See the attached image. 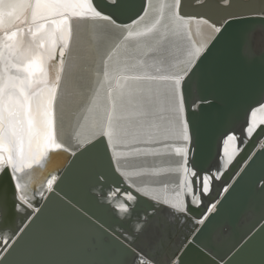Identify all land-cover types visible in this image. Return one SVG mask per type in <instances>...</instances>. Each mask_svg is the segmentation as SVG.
I'll return each instance as SVG.
<instances>
[{
	"label": "snow or ice",
	"instance_id": "snow-or-ice-1",
	"mask_svg": "<svg viewBox=\"0 0 264 264\" xmlns=\"http://www.w3.org/2000/svg\"><path fill=\"white\" fill-rule=\"evenodd\" d=\"M134 2L135 0H0V176L6 175L13 188L11 204L6 195L0 194V215L5 220L18 207L17 200L31 207L34 199L31 193L35 184H39L42 189L41 198L45 192L56 197L57 189L89 157H103L109 168L117 172L122 157L158 155L159 148L147 145L162 144L173 136L185 142L184 146L175 148L176 154L181 157L180 167L175 171L181 172L182 176L178 179L176 187L179 191L175 192L174 197L169 198L166 194L156 196L153 195L155 190L149 191L146 188H137V194L133 195L126 187V199L123 202L103 205L108 211L115 215L122 214L124 219L130 221L142 193L143 196H152L161 207L169 206L172 215L179 217L184 214L187 218L191 214L190 205H195L199 196L208 193L211 182L217 179L210 172L196 170L195 153L189 147L192 137L189 119L185 115V89L200 71L201 65L212 55L208 41L215 37L218 43L234 23L250 19L264 22V0H259L260 7L251 6L253 0H248V4L240 10L228 11L218 20L210 14L213 5L231 9L238 0H194V4L200 9L208 10L195 15L185 11L187 0H172L171 3L159 4L154 9L155 15L147 21L145 17L149 13L142 6L140 12L131 17V23L118 22L121 15L133 11ZM239 2L243 4L244 0ZM165 9L168 10L167 16ZM192 19L197 20L195 35L201 37L199 41L193 39ZM74 22L77 26L89 25L91 34L88 49L84 52L81 51L77 38L75 54L72 55L71 63H68L66 58L73 52ZM203 26H207L209 30L207 38L203 37ZM109 32H119L122 36L115 49L127 43L131 45L132 51L142 52L145 57L155 54V63L169 65L165 71L157 68L156 74L121 77L124 80L166 82L162 93L160 90L153 93L152 89H147L136 101L137 110L128 115L125 114L126 93L119 79L116 80V86L108 91V104L103 108L98 104V92L88 95L93 50H97L101 57V70L96 72V76L99 77L102 73L104 81L108 80V62L113 60L115 49L111 52H98V49L101 39ZM177 41L183 43L177 47ZM177 53H182L183 58L171 63L169 58L175 57ZM104 56L106 60L103 59ZM139 63L143 64L144 61ZM66 66L68 81L64 92H61L62 75ZM261 87L264 88V79ZM138 91L144 93L145 90ZM127 95L131 97L132 92L129 91ZM82 96H87L88 105L70 115L77 123L80 120L87 123L91 119L94 131L86 141H79V151L75 152L60 141L58 125L64 121L66 99ZM161 96L172 114L165 127L152 124L147 119L153 115L152 106L161 102ZM127 103L131 104L132 100L129 99ZM188 110H192L191 103ZM249 111L250 120L245 129L244 140L251 137L257 128L260 129L257 133L259 140L264 136V127H261L264 126V116L257 118V113H264V103L259 108L250 107ZM132 117L139 119L133 120ZM124 121L128 123L125 124ZM238 139L235 134H229L223 140L226 163L233 159V155L229 154L228 144ZM126 148H131V151H123ZM61 153L75 157L63 176L60 174L61 169L68 161L57 164V157ZM260 156L264 157V151H261ZM151 182L161 181L153 179ZM222 191L228 192V188L225 187ZM260 191L264 193V185ZM217 203L219 201L212 203L206 212L211 214ZM67 207L75 210L70 203ZM205 221H208V225L212 224L208 215H201L195 223L205 225ZM88 222L92 223L91 220ZM208 225L194 231L203 235ZM93 226L99 232L107 234L102 226ZM143 227V223L137 224L136 231ZM259 231L264 238V228ZM254 238L249 237L244 246ZM120 247L124 253L135 258L134 264H157L151 252H136L124 245ZM195 247V241L186 240L172 252L167 264H188V253ZM11 257L12 252L0 259V264H14ZM117 264L122 262L117 261ZM227 264L234 262L229 260Z\"/></svg>",
	"mask_w": 264,
	"mask_h": 264
},
{
	"label": "water",
	"instance_id": "water-1",
	"mask_svg": "<svg viewBox=\"0 0 264 264\" xmlns=\"http://www.w3.org/2000/svg\"><path fill=\"white\" fill-rule=\"evenodd\" d=\"M193 3L194 0H187L185 11L189 6L193 9ZM247 4L248 0H244L243 4L238 0L231 9L225 7L224 11H238ZM142 6H146L145 0H135L133 11L121 15L118 22L131 23V17L140 12ZM251 6L261 5L259 0H253ZM197 10L200 12L203 9ZM209 47L212 55L185 89V108L192 130L196 170L213 174L211 168L220 160L224 138L239 133L243 137L250 120L249 108L254 109L256 104L264 103V88L261 87L264 79V22L250 19L234 23L218 43L214 37ZM205 97L206 100L202 99ZM189 103L191 111L188 110ZM252 137L245 141L240 149L243 153L230 170L226 169L220 178L212 181L209 192L201 195L205 204L199 207L190 205L191 215L201 218V215H210L206 209L220 199L217 209L208 218L212 224L208 225L206 221L207 230L200 235L199 231H194L196 224L192 222L189 231L177 237L180 246L195 232L193 240L196 244L215 252L221 260L209 259L207 262L210 264H227L229 260H233L234 264H264V238L259 231L264 228V193L260 191L264 185V157L260 156L264 151V136L259 140L257 134ZM257 149L258 153L255 152ZM74 159L71 157L64 165L61 176L71 167ZM72 173L73 180L70 183L65 181L57 189L56 197L45 192L41 198L40 188L37 192L39 198L32 200V204L39 207L36 214L17 200L18 207L14 210L12 223L9 218L5 220L0 215V240L5 232L14 235L10 248L0 259L12 252L14 264H117V261L123 260L119 259L120 256L127 254L120 245L129 247L119 239L116 226L129 229L131 220H123L108 211L103 205L109 203L100 200L106 193L100 195L97 191H106L113 186H129L118 171L113 172L106 159L100 156L89 157ZM225 187L228 192L222 191ZM5 191L3 189L2 194L7 196ZM69 203L74 211L67 207ZM19 204L25 212H19ZM136 209V212L143 210L149 213L156 210L155 215L146 221L145 228L156 221L162 222V227L156 232L160 234V247H163L162 243L168 240L167 227L171 221L164 218L161 209L155 208L142 196ZM93 225L102 226L107 234L99 232ZM253 236L254 240L245 247V242ZM175 239L171 241L170 251L164 253L168 257L178 249ZM7 242L2 243L3 246ZM112 250H116V256H112ZM162 255L161 248L158 254H152L155 260H160Z\"/></svg>",
	"mask_w": 264,
	"mask_h": 264
},
{
	"label": "bare ground",
	"instance_id": "bare-ground-1",
	"mask_svg": "<svg viewBox=\"0 0 264 264\" xmlns=\"http://www.w3.org/2000/svg\"><path fill=\"white\" fill-rule=\"evenodd\" d=\"M171 2H172V0H147L145 7H146V11L149 13V15L145 17V21L149 20L152 16H154V14H155L154 9L159 4L171 3ZM197 8H199V6L194 4L193 9L192 8L190 9V6H189V8L186 9V11H188V13L195 15L197 12H199L197 10ZM224 8L225 7L217 8L215 5H213L210 14L213 15L214 18L218 20L227 14V12L224 11ZM167 11L168 10L165 9V15L166 16H167ZM202 11H208V10L203 9ZM232 11H235V10H232ZM141 23H144V22L142 21ZM191 23H192V28H193V39H196L199 41L201 39V37L195 35V28H196L197 20L192 19ZM133 27H135V25H133ZM202 33H203L204 38L208 37L209 30H208L207 26L202 27ZM90 34L91 33H90V26L89 25L80 24L79 26H77L76 22H74L73 52L66 58L68 63H71L72 55L75 54L76 45H77V38H79V41H80L81 51L84 52V51H87V49H88V41L90 38ZM121 40H122V36L119 35V32L106 33L100 41L98 52H111V51H113L115 49V45L120 43ZM212 40L213 39L208 41V45L212 42ZM182 43L183 42L177 41L176 46L179 47ZM92 54H93V63L91 65L92 71H91V74H90V77L88 80V88H89L88 95H92V94H95L96 92H98L99 93L98 104L100 105L101 108H103L104 106H106L108 104L107 95H106V98L104 97V95H105L104 93H106V91H107L105 88L106 84L109 83L111 79H114L113 82L115 81V78H116V77H114L115 71L118 72V71L122 70L120 68H122L123 65L130 66V65H133L134 63L137 64V63H139V59H141L140 57H144L145 63L146 62L148 63V65L146 67L151 66L150 67L151 70L153 68H155V69L161 68L163 71V69L167 70L169 67V65L167 63L164 65H160V64L155 63V61L153 60V56L155 54H149L148 57H145V56H143L142 52L132 51L131 45L126 43L125 45H122L119 49H115V54L113 55V60L108 62V64H109L108 80L104 81L102 73L99 77L96 76V72L101 70L99 67L101 65V57L99 54H97V50H93ZM182 58H183L182 53H177V55L175 57H170L169 60L171 63H174L176 60L182 59ZM103 59L106 60V56H104ZM144 64H143V66H144ZM142 68H144V67H142ZM136 69H134L132 71H135ZM144 69L146 70L147 68H144ZM126 70L128 71V69H126ZM148 71H146V72H148ZM153 74H156V72ZM135 75H137V74L135 73ZM67 81H68V71H67V66H66L65 72L62 75L61 92H64L65 85L67 84ZM119 81L122 85L121 81H123V79L122 80L119 79ZM135 81H133L134 83L132 85H131L132 82L130 81L129 82L130 84L128 83L129 85L126 86L127 88L124 87L125 89L123 90L126 93V96H125L126 99L125 100H127V101L129 99L132 100L131 104L127 103V101L125 103V114L126 115L137 110L136 101L142 94L146 93L147 89H149V88L152 89L153 93H155L157 90H160V92L162 93L164 90L165 83H166L163 81H148L147 82V80H146L145 83H142L144 80L143 81L140 80L141 82L140 81L135 82ZM101 84H103V87H101ZM123 86H125V85H123ZM109 89H111V88H109ZM138 90H145V91H144V93H142ZM129 91L132 92L131 97H129L127 95V93ZM102 93H103V95H102ZM260 104L261 103L256 104L254 106V109L259 108ZM87 105H88L87 96H82V97H78V98H67L66 99V114H65L63 123L58 125V131H59L60 141L65 145V147L69 148L71 151H75V152L79 151V148H80L79 141H86L88 139V137L94 131V129H92V127H91V119L87 123L83 120H80L79 123H77V121L70 115L71 112H77L81 109V107L87 106ZM152 111H153V115L147 118L150 123L158 125L160 127L168 126V119L171 117L172 114L168 111V104L166 101L163 100L162 96H161V102H158L152 106ZM94 115L95 114H93V116ZM185 115L187 117L186 108H185ZM58 116H59V104H58ZM261 116H264V113L258 112L257 118H260ZM132 119L133 120L139 119V117H132ZM124 123L127 124L128 121H124ZM80 125H83V127H80ZM259 130L260 129L257 128L254 131L252 138H254L256 136V134H257V132H259ZM189 131H190V135L192 137L189 147L192 149L193 136H192V130H191L190 123H189ZM77 133H79L78 137H77ZM235 135L237 137H239V139L236 141H230L228 144L229 154L233 155V159L231 160V162L226 163L227 156L223 155V145H222V147H221L222 151H221V155L219 158L220 160L214 168H211V171L213 172L214 175H216L217 178H220L222 173L226 169L229 171L230 168L239 159L240 155L243 153V151H241V153H240V149L242 148L243 144L245 143L244 136L243 137L240 136L241 133L235 134ZM226 138H227V136H226ZM226 138H224V140ZM241 141H244V142L241 143ZM184 144H185V142L182 139L173 136V137H170L169 139L165 140L162 144L147 145L149 147L159 148L160 154H158V155H150V156L128 155V156L122 157L121 160L119 161L118 169L122 173V175L125 178V180L127 181V183L133 188L134 192H132V194L133 195L137 194V193H135V190L137 188H146L149 191L155 190L153 192V195H156V196L162 197L163 195L166 194L169 198L174 197L175 192L179 191V189L176 187L178 179L182 176L181 172L175 171V169H178L180 167V162H181V157L178 154H176L175 148L176 147H182V146H184ZM165 145H167V147H165ZM134 146L145 147L146 145H134ZM261 147H262V143H260V145H259V148H261ZM118 150H120V149H118ZM123 151L130 152L131 148L123 149ZM255 152L258 153L259 149H257ZM71 157L72 156H68L67 153H61L57 157V164L58 165L64 164V161L65 160L68 161ZM189 159L191 161V154H190ZM221 165H223V166H221ZM125 173H127V175H124ZM72 176H73V173L71 174L70 178L67 180L69 183L73 180ZM153 179H158L161 182L160 183H152L151 181ZM115 187L119 188L121 190L116 189L115 191H113V188H115ZM68 188H69V186H68ZM113 188H111V189L107 188L106 191H102V190L97 191L100 195H102L101 194L102 192L107 194L108 191H110V190L112 191L111 193L109 192L110 195L107 194L109 196V197H107V200H105V197L101 198L100 200L103 202H108L109 204H112V205H114L117 202H123L126 199V193L124 191L126 187L113 186ZM3 189L6 190L5 193H7V197L9 199L10 204H11V200H12L11 194L13 193V188H12V185H11L9 178L6 175L0 176V194H2ZM90 189H93V188H90ZM128 189H130V188H128ZM37 192L38 193L40 192L39 184H35L33 187V191L31 193V195L34 197V199H32L33 201L35 199L39 198L38 196H40L39 194L37 195ZM206 194L207 193H205L203 196H205ZM140 195L143 196L142 193ZM203 196L202 197L199 196V199L194 206L199 207L200 204H202V203L205 204ZM143 197L147 198L149 201H151L152 204L155 205V208L157 207L158 209H161L162 210L161 213H163L164 211L166 213H168V214H164V216H165L164 218L169 219L171 216H173L172 211H171L169 206L161 207L159 204H156V201L153 199L152 196H143ZM218 201H220V199ZM20 202L25 207H28L29 209H31L32 214H36L39 211V207L32 204V202H31V207L24 204L22 201H20ZM218 204L219 203H217V206H218ZM217 206L214 210H212L211 214L217 209ZM19 209H20L19 210L20 213L25 212V208L22 207L21 205L19 206ZM163 209H164V211H163ZM155 212H156V210L152 211L151 213H149L147 211H143V210H141L139 212H135L131 217L132 218L131 221L128 223L129 229L126 227L116 226L119 233H120V235H118L119 239L122 242H124L126 244V246H128L129 248L133 249L136 252H143V253L151 252V254H152L153 249H155L157 246L156 242L159 241V235L160 234H158L156 231H157V229H159L160 224H159V221H156L153 223L154 225H156V227L153 224H150V226L145 228V225H146V221L150 217L155 215ZM134 215L137 216L138 220L136 219V221L133 222V220H135V219H133V218H135ZM210 215H208V218ZM119 216L123 220H127V219L123 218L122 214ZM14 217H15V212L13 210L8 217L10 223H12L14 221ZM179 217H181V215ZM183 218H185V219L182 220ZM178 219L182 223L186 222V224L188 226L187 228H189L192 226V222L195 223V221L198 220L199 218L192 216L191 214H190V216H188L186 218L185 215L182 214V218H178ZM139 223H143L144 227L142 230L136 231V226ZM201 226L202 225L196 224L195 229H198ZM188 231H189V229H188ZM194 233L195 232H193L191 237H189L187 239L188 241H194L193 240V234ZM123 234H125V235H123ZM9 236H10L9 232H5L4 235L2 236L1 240H0V258H2V256L6 252L7 248L10 246V244L14 240V235H12L10 237ZM218 238H220V237H218ZM7 239H10V240L7 242ZM4 242H7V243L3 246L2 243H4ZM179 244H180V240L176 241V247L180 248V246L182 244L180 246H179ZM115 251L116 250H112V253H114ZM121 257L122 256H120V259H121ZM129 257L131 258L129 263L134 264L135 258L131 257V256H129ZM168 258L169 257L167 256V254H163L161 256V259L160 260L156 259L155 262H157V264H161V263L167 264ZM209 259H211L212 261H221L215 255V252L207 251V250L203 249L202 247H200L198 244H196V247L192 251H190L188 253V256H187L188 264H210L207 262Z\"/></svg>",
	"mask_w": 264,
	"mask_h": 264
},
{
	"label": "rangeland",
	"instance_id": "rangeland-1",
	"mask_svg": "<svg viewBox=\"0 0 264 264\" xmlns=\"http://www.w3.org/2000/svg\"><path fill=\"white\" fill-rule=\"evenodd\" d=\"M155 15V14H154ZM141 59H139V62L141 61V60H143L144 61V63H145V60H144V57H140ZM143 63V64H144ZM143 64H141V63H137V64H133V65H130V66H125V65H123L122 66V68H120V69H122V70H120V71H118V72H116L115 71V74L118 76H116L115 74H114V77H116L115 78V83L113 82V80L114 79H111L110 80V82L109 83H107L106 84V93H108V91H110V89L109 88H114L115 86H116V80L117 79H121V76L122 77H124V76H136L135 75V73L137 74V75H143V74H145V73H147V74H153V73H155L156 71H157V69H155V68H153L152 70L150 69V67H146L147 65H148V63L146 62L145 64H144V66H143ZM125 66V67H124ZM131 67V68H130ZM142 67H144V68H147L146 70L144 69V68H142ZM128 69V71L126 70V69ZM136 69L135 71H132V70H134V69ZM144 69V70H143ZM161 71H162V69L161 68H159ZM140 70V71H139ZM149 70V71H148ZM156 70V71H155ZM139 71V72H138ZM144 71V72H143ZM146 71H148V72H146ZM151 71V72H150ZM155 71V72H154ZM163 71H165L164 69H163ZM130 72V73H129ZM133 72V73H132ZM135 72V73H134ZM141 72V73H140ZM139 73V74H138ZM143 73V74H142ZM119 74V75H118ZM122 74V75H121ZM128 74V75H127ZM121 75V76H120ZM124 75V76H123ZM120 76V77H119ZM113 77V78H114ZM122 80V79H121ZM132 82L131 83V85L134 83L133 81H135V80H124L123 79V81H121L122 82V86L123 85H125V86H123V90L125 89V88H127L126 86H128L130 83L129 82ZM137 82L138 81H140V80H136ZM135 81V82H136ZM141 81H143V80H141ZM140 81V82H141ZM146 82V80H144L142 83H145ZM147 82H148V80H147ZM129 83V84H128ZM121 84V83H120ZM110 86V87H109ZM108 87V88H107ZM125 87V88H124ZM106 93H104L105 95H104V97L106 98ZM102 95H103V93H102ZM101 95V96H102ZM126 96V95H125ZM126 99V98H125ZM125 101H127V100H125ZM118 173L122 176V178L125 180V178L123 177V175H122V173L118 170ZM125 182L127 183V181L125 180ZM127 185L129 186V188H131V189H128L129 191H131V192H134V190H133V188L127 183ZM121 190V189H119V188H113V191H115V190ZM112 192L111 190L110 191H108L107 192V194L108 195H110V193ZM135 193H136V191H135ZM107 195V197H109ZM143 197V196H142ZM163 211H164V209H163ZM162 212V211H161ZM163 214H168V213H166L165 211L163 212ZM181 216H182V214H180ZM179 215V216H180ZM135 216V218H133V219H135V220H133V222L134 221H136V219H137V216L136 215H134ZM165 217V216H164ZM138 220V219H137ZM169 220L171 221L170 223H169V225H168V227H167V234H168V240L165 242V243H162L163 245V247H160V243H161V241H160V235H159V241L158 242H156V248L155 249H153V251H152V254L153 255H155L156 253L158 254V250L161 248V251H162V253L164 254V253H166V252H169L170 251V247H171V241L173 240V238H176L175 239V245H176V241H177V237L179 236V234H182V235H180L179 237H181V236H184L183 234H185L187 231H188V226H187V224H186V222H181L179 219H178V217L176 218V216L174 217V215L173 216H171L170 218H169ZM183 220V219H182ZM190 223V222H189ZM159 224H160V226H159V228L162 226V222H160L159 221ZM145 229V228H144ZM123 235H125V234H123ZM116 254H117V252L115 251L114 253H112V256H116ZM153 257V256H152ZM157 258V257H156ZM120 259V258H119ZM121 259H123V260H120V262H122V264H130L129 263V261L131 260V258L128 256V255H124V256H122L121 257Z\"/></svg>",
	"mask_w": 264,
	"mask_h": 264
}]
</instances>
